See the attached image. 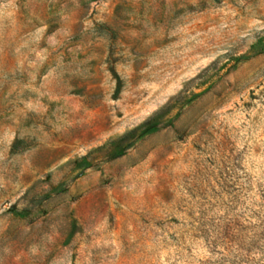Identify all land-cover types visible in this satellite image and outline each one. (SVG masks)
I'll list each match as a JSON object with an SVG mask.
<instances>
[{"label":"rangeland","instance_id":"1","mask_svg":"<svg viewBox=\"0 0 264 264\" xmlns=\"http://www.w3.org/2000/svg\"><path fill=\"white\" fill-rule=\"evenodd\" d=\"M0 264H264V0H0Z\"/></svg>","mask_w":264,"mask_h":264},{"label":"trees","instance_id":"2","mask_svg":"<svg viewBox=\"0 0 264 264\" xmlns=\"http://www.w3.org/2000/svg\"><path fill=\"white\" fill-rule=\"evenodd\" d=\"M112 70H113V69H112ZM114 74H115V76H116V77L118 78V80H119V85H118V87H117V91H119V90H120L121 80H120V78H119V76H118V74H117L116 71H114ZM22 142H23V141H20V140L15 141V142L13 143V145H12V150H14V151L19 150L20 145L22 144Z\"/></svg>","mask_w":264,"mask_h":264}]
</instances>
